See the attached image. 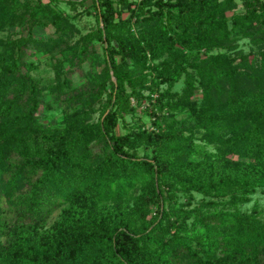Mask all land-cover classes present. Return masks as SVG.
Segmentation results:
<instances>
[{
    "label": "trees",
    "instance_id": "16d2710c",
    "mask_svg": "<svg viewBox=\"0 0 264 264\" xmlns=\"http://www.w3.org/2000/svg\"><path fill=\"white\" fill-rule=\"evenodd\" d=\"M88 1L97 29L74 42L52 4ZM239 1L0 0V264H264V220L238 209L264 190V0ZM30 47L59 51L60 126L39 123Z\"/></svg>",
    "mask_w": 264,
    "mask_h": 264
},
{
    "label": "rangeland",
    "instance_id": "374dc122",
    "mask_svg": "<svg viewBox=\"0 0 264 264\" xmlns=\"http://www.w3.org/2000/svg\"><path fill=\"white\" fill-rule=\"evenodd\" d=\"M44 3H48V0H43ZM130 2H135L137 5L140 6L142 0H130ZM237 8L235 12L242 11V4L239 0H234ZM91 2L88 1L84 4V6L76 5V10L71 9L69 5L66 4H52V7L66 20H69L71 24H73L75 28V35H74V42H78L84 36L96 31V22L94 16L92 14H88L87 10L84 8H88ZM114 7H117V3H114ZM129 16L128 13L122 15V18H127ZM227 17H231V13L227 14ZM231 38V45L236 47L235 52H243V53H254L256 48L252 46L248 39L242 37L240 33L231 27V23L228 24ZM54 30L51 27H40L35 31V37L38 40L45 42L50 37H52ZM132 33L137 34V28L135 26L132 27ZM1 37L6 38L9 37L12 40L18 38L17 29L12 28L10 30H5L2 32ZM99 52H101L102 46L98 42H94ZM205 52L201 51L200 56L205 57ZM213 54L216 51L212 52ZM253 56L251 55L249 59H252ZM61 60L59 55V51L55 48H44L41 51H37L35 48H28L27 49V63L33 64V69L30 71V75L38 82L39 87L41 88L40 93V118L39 123L44 127L47 128L49 126H56L62 125L61 120V112H58L55 109V103L59 101L60 97H57V94L52 93V88L56 86L55 82V73L53 71L52 65L55 62ZM153 65L150 63V66ZM155 65V63H154ZM64 70H68V66H65ZM147 76L148 83L141 92L144 96H150L152 101L157 97V94L160 90H162L165 86L160 85L158 89L153 88V78L156 76L155 72L152 70H146L144 72ZM73 80L75 86H79V88H84L87 86V79L80 78L79 75L75 74L70 77ZM152 87V89H151ZM182 87V83H179L174 88L175 91L179 92ZM153 90V91H152ZM127 92L130 93V89L127 86ZM201 96L200 92H197L195 95V99H199ZM130 106L136 107L138 110V116L134 118H127V121L131 125H138L144 127H150V122L152 118L147 115H143L142 113L146 111V107L148 106V102L146 100L142 101L141 105L138 106L135 99L133 97L129 98ZM116 132L121 134V130L117 128ZM197 144H202L199 141H196ZM143 149L139 150L140 156L143 154H147L150 156V151H142ZM208 152H213L209 147H207ZM232 160L236 158L230 157ZM197 200H201L200 197ZM253 208H256L259 216L262 220H264V190L258 189L255 193L251 196L250 202L239 206V210L244 213H250ZM58 216V212L54 214L53 220L51 224L55 221Z\"/></svg>",
    "mask_w": 264,
    "mask_h": 264
}]
</instances>
